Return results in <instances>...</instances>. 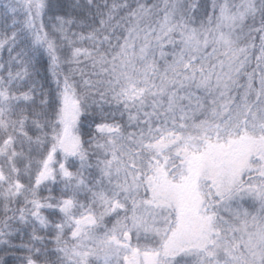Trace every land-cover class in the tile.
I'll list each match as a JSON object with an SVG mask.
<instances>
[{
    "label": "trees",
    "instance_id": "trees-1",
    "mask_svg": "<svg viewBox=\"0 0 264 264\" xmlns=\"http://www.w3.org/2000/svg\"><path fill=\"white\" fill-rule=\"evenodd\" d=\"M242 8L243 15L237 14ZM174 12V20L167 22ZM159 26L166 36L159 37ZM225 31H233L226 42L219 37ZM200 36L207 41L203 49L174 57L180 41L187 38V44L197 45ZM233 56L239 67L225 105L218 108L215 123L201 129L198 141L252 131L258 122L253 114L264 132V0H0V159L5 163L0 172V264H75L77 233L63 220L69 224L87 215L95 222L82 234L108 255L92 250L86 264H124L109 243L112 205L119 198L109 194L113 186L107 167L109 173L115 166L135 168V181L143 185L160 164L167 166L160 152L149 150L153 137L137 134L146 125L145 114L160 125L161 134L181 127L162 124L164 101L172 98L163 81L174 88V102L193 103L207 92L188 84L187 77L212 74L224 57ZM125 59L135 61L130 74L119 65ZM179 80L186 85L178 86ZM66 97L78 103L79 149L73 156L59 151ZM184 139L181 135L180 142ZM47 161H57L49 171L52 183L38 186L37 193L41 170L34 168ZM60 161H66L65 169ZM250 166L242 182L225 194L212 191L204 204L216 237L227 239L241 255L238 217L253 224L264 220V204L240 192L249 188L264 196V172L247 173ZM68 202L75 210L69 215L62 211ZM227 204L234 213L226 210L224 216ZM195 254L196 260L182 253L158 264L218 263L206 248Z\"/></svg>",
    "mask_w": 264,
    "mask_h": 264
},
{
    "label": "rangeland",
    "instance_id": "rangeland-1",
    "mask_svg": "<svg viewBox=\"0 0 264 264\" xmlns=\"http://www.w3.org/2000/svg\"><path fill=\"white\" fill-rule=\"evenodd\" d=\"M176 12L168 15L167 22L171 23L174 20ZM243 12L244 8L237 14L243 15ZM195 27L196 32L200 33L201 29L197 25ZM190 28L195 31L192 24ZM157 32L159 37L166 36L163 28ZM232 36L233 31H225L219 35L224 42ZM187 41V38H184L179 42L174 57L180 58L189 49L196 52L207 44L205 37L201 36L197 45H189ZM235 58L234 56L233 58L224 57L212 74L197 78L187 77L188 84L194 83L207 92L205 98L194 100L193 103L187 102L188 100L174 102V88L172 90L169 83L166 80L163 81L168 85L167 95L171 93L172 98L168 97L164 101L166 108L163 111L162 124L170 122L181 127L177 133L162 132L161 134L160 125L149 114H145L146 125L138 129L137 134L139 138L153 137L155 142L149 146V150L156 149L160 152L167 162L165 166L167 168L160 164L162 166L159 165L155 175L146 176L144 184L141 185L142 183L137 184L135 181L137 180L135 168L115 166L110 168L109 173V167H107V178L110 176L113 186L109 194L119 198V201L112 205L115 223L108 230H111L109 243H112L111 246H114L118 254L122 255L124 264H158L167 257L182 253L196 260L195 252L203 248H206L213 260L218 261L217 264H248L249 262L264 264V220L259 224H253L254 222L246 223L243 216L238 217L235 231L238 235L240 234L239 237L242 238L245 247L239 243L243 248L240 250H244L241 255L234 247H229L225 241L227 239L216 237L212 213L205 210L204 206L207 195H210L212 191L225 194L237 182H242L243 172L248 164L251 163V166L247 173L254 175L257 170L264 172L262 168L264 132L261 133L259 130L261 124L260 119H256L257 114H253L254 123L258 122L252 127V131L242 132L239 135L231 131L219 139L197 140V137L201 135V129L212 126V122L215 123L220 116L218 108L225 105L224 95L231 88L232 79L238 72L239 65L234 62ZM126 60L119 61V65L125 74H130L134 69L135 61L134 59ZM177 84L178 86L186 85L180 80ZM75 93L78 99V94ZM187 106L193 108L196 113L189 112ZM77 115L78 103L70 97L64 98L59 125V151L64 156L76 155L79 149L75 127ZM180 134L186 138L185 143L180 142ZM1 145L3 146L2 142H0V151ZM56 162L53 163L54 165L50 161L44 165L39 163L35 165L34 170L36 168L41 170L36 182L37 193H41L38 186L43 188L52 183L49 171L56 167ZM65 162L59 163L63 169H65ZM3 165L5 163L0 159V172ZM6 168L9 169V167ZM240 192L245 198L256 199L264 204V196L253 192V189L244 188ZM136 196H140L139 200L133 201ZM234 200L236 199H232L229 203H233ZM228 204L222 210L224 216L226 210L234 213V209ZM62 211L69 215L75 210L73 204L68 202ZM94 219L95 217L87 215L74 218L69 224L63 220L65 226L74 227L73 231L77 233L74 234L76 236L74 249L77 254L75 264H86L87 255L92 250L104 256L108 255L99 244L94 245L87 240L88 234H82L85 227H91L94 224ZM223 226L226 227L224 223ZM125 233L130 234V242L125 241L123 237Z\"/></svg>",
    "mask_w": 264,
    "mask_h": 264
},
{
    "label": "water",
    "instance_id": "water-1",
    "mask_svg": "<svg viewBox=\"0 0 264 264\" xmlns=\"http://www.w3.org/2000/svg\"><path fill=\"white\" fill-rule=\"evenodd\" d=\"M123 237H124V239H125L126 242H130V241H131V236H130L129 233H125V234L123 235ZM127 264H128V263H127Z\"/></svg>",
    "mask_w": 264,
    "mask_h": 264
}]
</instances>
